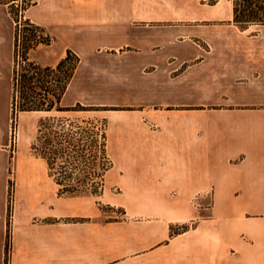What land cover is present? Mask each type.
Masks as SVG:
<instances>
[{
  "label": "crops",
  "instance_id": "obj_1",
  "mask_svg": "<svg viewBox=\"0 0 264 264\" xmlns=\"http://www.w3.org/2000/svg\"><path fill=\"white\" fill-rule=\"evenodd\" d=\"M22 15L52 38L46 66L79 56L62 103L107 118L103 196L127 221L74 207L44 158L23 161L11 210L0 180V264H264V25L236 26L233 0H33ZM205 20L226 23L185 24ZM121 230L144 246L106 251Z\"/></svg>",
  "mask_w": 264,
  "mask_h": 264
},
{
  "label": "rangeland",
  "instance_id": "obj_2",
  "mask_svg": "<svg viewBox=\"0 0 264 264\" xmlns=\"http://www.w3.org/2000/svg\"><path fill=\"white\" fill-rule=\"evenodd\" d=\"M19 7L12 9L9 5L0 4V180H8L9 182V209L11 210L15 189H16V178L20 171V165L24 161L29 165L34 166L35 158L50 157L53 151V147L46 146L45 135L49 136V132L46 129V124L49 120L54 118L56 121H64L68 126L71 137L74 139V146L72 150L79 151L85 149L82 146L77 147L79 142V135L81 137L91 136L96 132V126L106 125L108 128L107 118L104 117V113L99 112L101 108L88 104L80 103L81 107H77L78 103H73L74 100L67 96L62 106L66 108L75 109L69 112H13L12 108V97L14 94V76L17 70L20 69V65L15 60V47H14V36L17 28L16 15L20 16L23 14V10L20 11L21 7H26L28 4H32L33 0H18ZM216 0H208V4L213 5ZM18 10V11H17ZM224 21H186V26L192 27L193 29H205L208 26L214 25H225ZM37 49V48H36ZM33 49L30 51L29 56L32 61L40 63L42 66H46L47 63H42L43 52L48 51L49 48L41 46L39 51ZM21 60L19 56V61ZM88 109V110H86ZM106 115V114H105ZM45 125V126H44ZM87 133H82L81 128ZM42 127L43 132H40ZM76 142V143H75ZM89 163L85 167L81 166L82 171L75 174V177L81 178L85 181L82 184V189L85 191L84 194L79 196H73L72 204L74 207H86L88 205H97L102 211L101 221H127L126 211L122 207H116L108 203V195H104L105 191V175L111 169H109L103 177L100 176L103 168L110 166L111 159L108 155V160H103L101 153L97 148H86L85 153ZM45 159V158H44ZM46 160V159H45ZM47 161V160H46ZM39 165V164H38ZM63 165V164H61ZM58 164L56 168L61 166ZM49 166V165H48ZM86 179V180H85ZM78 180L75 179V183ZM96 182H99V187L103 184V189H99L102 192L101 195L95 196L91 194ZM113 193H118L119 190H112ZM196 205L202 208L201 216H210L212 207V197H195ZM74 221H82L83 218H74ZM197 222L191 221L188 223H178L171 226L170 235L177 236L184 232L195 228ZM142 234L143 229H138L134 233ZM110 234L114 232H106V251H131L138 250L144 245L131 244L128 238H124V235H128V232L121 230L120 235L123 236L119 242L117 240H111ZM117 234V233H115Z\"/></svg>",
  "mask_w": 264,
  "mask_h": 264
},
{
  "label": "trees",
  "instance_id": "obj_3",
  "mask_svg": "<svg viewBox=\"0 0 264 264\" xmlns=\"http://www.w3.org/2000/svg\"><path fill=\"white\" fill-rule=\"evenodd\" d=\"M18 0H0V4L9 5L12 9L19 7ZM32 1V0H31ZM33 4V2H32ZM32 4L21 7L20 11L26 10ZM234 5V24L242 30H246L253 25H264V0H233ZM18 11V10H17ZM17 28L14 36L15 60L20 65L14 76V94L12 97L13 112H69L75 109L62 106V99L71 83L76 70L80 64V58L73 51L69 50L67 56L63 58L56 66H42L32 61L29 53L40 45H50L51 36L46 34L43 27L24 19L23 15H16ZM19 56L21 60L19 61ZM77 107H81L78 103ZM88 110V109H86ZM46 124L49 136L45 135L46 146L53 147L50 157L44 156L49 165V173L55 178L58 184L59 196H79L84 194L81 178L75 177V174L82 171L90 161L86 157V148H97L101 153L103 160H108V135L107 127L96 126V132L91 136L79 135L77 147H83L79 151L72 150L74 139L68 131V124L62 121H56L54 118ZM81 128L82 133H87ZM40 132H43L40 127ZM76 143V142H75ZM102 169L100 176L112 167ZM58 164H63L56 168ZM81 168V166H83ZM75 179L78 183H75ZM86 180V179H85ZM95 186L91 191L92 195L99 196L103 189V184L99 187V182L95 181Z\"/></svg>",
  "mask_w": 264,
  "mask_h": 264
},
{
  "label": "built area",
  "instance_id": "obj_4",
  "mask_svg": "<svg viewBox=\"0 0 264 264\" xmlns=\"http://www.w3.org/2000/svg\"><path fill=\"white\" fill-rule=\"evenodd\" d=\"M7 264H10V263H9V253H8V259H7Z\"/></svg>",
  "mask_w": 264,
  "mask_h": 264
}]
</instances>
